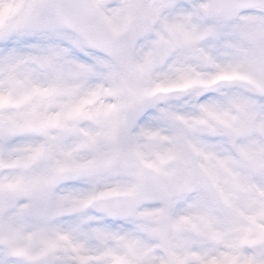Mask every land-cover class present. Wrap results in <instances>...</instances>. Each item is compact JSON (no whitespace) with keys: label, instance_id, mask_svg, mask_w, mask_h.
Wrapping results in <instances>:
<instances>
[{"label":"snow or ice","instance_id":"obj_1","mask_svg":"<svg viewBox=\"0 0 264 264\" xmlns=\"http://www.w3.org/2000/svg\"><path fill=\"white\" fill-rule=\"evenodd\" d=\"M0 264H264V0H0Z\"/></svg>","mask_w":264,"mask_h":264}]
</instances>
